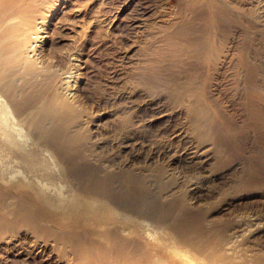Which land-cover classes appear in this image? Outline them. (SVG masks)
<instances>
[{
	"label": "bare ground",
	"instance_id": "bare-ground-1",
	"mask_svg": "<svg viewBox=\"0 0 264 264\" xmlns=\"http://www.w3.org/2000/svg\"><path fill=\"white\" fill-rule=\"evenodd\" d=\"M116 1L0 0V264H264L241 242L264 213L233 214L264 184V0L146 2L123 26L140 60L121 54L91 99L114 123L98 151L70 83L142 0Z\"/></svg>",
	"mask_w": 264,
	"mask_h": 264
},
{
	"label": "rangeland",
	"instance_id": "rangeland-1",
	"mask_svg": "<svg viewBox=\"0 0 264 264\" xmlns=\"http://www.w3.org/2000/svg\"><path fill=\"white\" fill-rule=\"evenodd\" d=\"M160 1L161 0L140 1L141 4L138 7L134 8V10H129L127 12L129 13V17L126 16L124 10H121V12H119L120 16L117 17V21L115 20L116 22L114 23V24H118L119 27L110 29L104 44L98 50H96L97 47L94 46L88 48L85 51V54L87 51H93L94 49L96 51L92 53L90 57H85L84 55L83 57L84 63L81 62L79 67H74L73 69L74 72L73 81L70 83L73 84V86L70 87L71 93L73 94L71 95L70 99L78 109L83 108L84 110L90 113V117L83 116V124L86 127L85 134L87 135L86 141H88L89 143L92 142L93 139L96 140L98 146L95 149L98 151H105L106 145L111 143L110 137H112L113 129H114L113 118L111 116L110 110L104 109L103 106L100 107L99 110H97L96 108L93 109L94 107H90V104L92 102L91 99H93L94 96L98 95V93H100L103 90V86L99 83L100 79L102 80L103 78V77L100 78V75H104V73L110 67H114L115 65H117L118 64L117 59L123 53H125L127 55V58L131 59L132 61L138 60L141 50L146 46L145 43L143 44V42H146L145 34H142L136 42L135 41L131 42L132 37H129L130 34L126 32L127 28H124L123 26L132 23L133 21L132 19L138 16V14L142 11L141 10L142 7L144 6L147 7L148 4L153 5L155 2L158 4ZM146 2H148V4ZM120 3L121 2L119 0L116 1L117 5H120ZM99 5L102 12H104L107 9L105 8L104 2L102 3V5L100 2ZM96 9H98V6ZM46 41H47L45 44L47 45L46 47H48L50 41H52L53 43L66 42L60 39L59 35H53L52 37L46 38ZM65 44L61 45L60 49L55 52L51 51L52 49H48L49 54L50 55L52 53L58 54L60 51H65V47H66ZM256 51L261 66L264 68V40H262L259 44H257ZM231 110L236 111L234 106L231 108ZM113 157L116 156L114 155ZM169 163H170L169 161L164 162V165H168V168H170L171 165ZM173 171L180 172L179 176L181 177L179 178V180H181L183 176H186L190 173V171H188L187 169L184 168L180 169L177 167ZM180 185H182V182L180 184L176 182V184H174L172 188L178 187ZM254 187L256 188L253 189V191L250 192L248 191L247 194L244 195L246 197H243L242 201L250 202L253 200H258L255 203L256 206H254L251 209H248V207H241L240 204L243 203L241 202L240 204H237L233 207L234 208L233 214L248 213L254 211L255 209H259L262 210L261 214L263 215L264 184L257 185ZM203 202H211V204H203V206L209 207L211 209L218 206L217 209H215L214 214L211 213V211L208 213L209 218H216L220 221L221 218L228 217L226 212L223 213L229 207V204H227L226 202L219 201L218 199L215 200L211 197L210 199H205L204 197ZM230 217L235 220L236 216L230 215ZM262 217L263 218L257 219L256 228L243 236L241 242L244 247L255 249L259 246L262 247V249L264 250V215ZM5 222H8V220H6ZM225 223H229V221ZM55 253L60 257L61 262L63 264H73L68 258H66L67 256L69 257L67 252L55 250ZM120 260H121L120 258L116 260L118 262L117 264H120Z\"/></svg>",
	"mask_w": 264,
	"mask_h": 264
}]
</instances>
